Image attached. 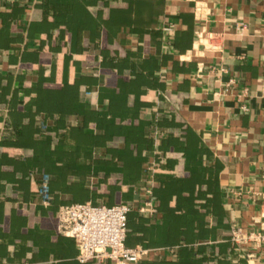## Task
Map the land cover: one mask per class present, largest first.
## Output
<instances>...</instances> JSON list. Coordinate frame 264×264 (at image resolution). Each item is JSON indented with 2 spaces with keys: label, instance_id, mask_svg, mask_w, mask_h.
<instances>
[{
  "label": "trees",
  "instance_id": "16d2710c",
  "mask_svg": "<svg viewBox=\"0 0 264 264\" xmlns=\"http://www.w3.org/2000/svg\"><path fill=\"white\" fill-rule=\"evenodd\" d=\"M101 1L110 6L106 17L102 8H91ZM161 4L74 0L64 16L41 24L49 41L57 29L71 33L72 51L58 56L62 65L53 84L49 83L54 73H47L42 60L29 57L35 72L20 76L9 98L10 133L0 140V237L11 233L21 238V244L14 241L13 252L24 260H35L38 250H51L50 239H39L28 219L43 206L27 204L37 196L38 170L53 174V200L41 209L48 215L60 204V191L104 195L107 201L140 198L137 189L145 184L146 164L153 159L157 212L141 216L143 222L133 230L134 244L174 247L175 255H149L138 264H245L229 242L214 241L217 228L229 221L227 212L213 207V183L204 163L207 146L182 120L177 105L168 110L163 106L166 92L157 73L166 57ZM85 32L98 53L88 54L82 45ZM130 34H137L135 42ZM68 114H76L78 122L67 123ZM157 128L164 134L156 140L152 132ZM7 185L24 198L31 194V202L27 198L12 205L14 198L5 194ZM211 215L216 217L214 225H209ZM52 252L41 264H111L110 258L80 263L63 246Z\"/></svg>",
  "mask_w": 264,
  "mask_h": 264
},
{
  "label": "crops",
  "instance_id": "0c3cea01",
  "mask_svg": "<svg viewBox=\"0 0 264 264\" xmlns=\"http://www.w3.org/2000/svg\"><path fill=\"white\" fill-rule=\"evenodd\" d=\"M73 1L0 0V140L10 133L8 103L19 77L35 72L31 69L35 64L28 58H42L40 50L46 35L41 24L64 16L73 7ZM161 3V30L164 24H173L170 33L162 30L165 36L162 52L166 57L157 73L166 92L163 106L168 110L177 105L182 120L201 135L207 146L204 163L213 183V207L218 213L227 212L229 221L228 226L217 228L218 238L214 241L229 242L234 246L236 258L245 264H264V243L249 240L239 244L231 237L233 225L251 231L260 229L264 222V0H161ZM91 8L94 12L102 8L104 17L110 10L103 1ZM206 32L217 37V49L209 48L199 38L200 33ZM129 36L135 42L137 34ZM82 37L88 54L99 52L87 32ZM230 77L234 82L227 85ZM70 115L76 114H68L66 121ZM5 194L14 198L12 205L27 198L30 201L31 195L24 198L10 185L6 186ZM98 197L107 200L104 195ZM32 200L33 203H27L31 208L36 203L43 205L37 196ZM139 201V197L134 200L136 205ZM45 218L28 216L35 227ZM215 222L216 217L211 215L209 225ZM72 239L64 234L53 235L49 240L50 252L38 250L35 260H24L13 252L14 241L20 243L21 238L2 234L0 249H4L0 250V264H41L54 254L52 250L62 246L79 261L78 247ZM148 248L152 250L151 258L175 255L174 247ZM26 255L29 257L30 251ZM110 260L115 264L114 259Z\"/></svg>",
  "mask_w": 264,
  "mask_h": 264
},
{
  "label": "built area",
  "instance_id": "2783aa9c",
  "mask_svg": "<svg viewBox=\"0 0 264 264\" xmlns=\"http://www.w3.org/2000/svg\"><path fill=\"white\" fill-rule=\"evenodd\" d=\"M244 25H241V28ZM173 24H164L162 30L165 34L172 31ZM199 38H205L209 48L217 49L219 44L211 32L200 33ZM234 82L230 77L227 85ZM152 134L157 140L164 134L163 129H154ZM155 162L151 159L146 164L145 184L141 188L139 204L136 206L140 213L154 215L157 212L153 197ZM52 175L43 173L39 182L37 197L45 206L51 204L50 181ZM132 206L128 203L93 204L92 201L72 202L60 205L58 209L57 228L61 234L75 239L80 262H87L93 258L114 259L115 264H138L151 252V248L143 245L127 246L125 244L127 232V214ZM232 240L242 244L249 240L264 243V222L258 230L247 231L242 227L233 225L231 228Z\"/></svg>",
  "mask_w": 264,
  "mask_h": 264
},
{
  "label": "rangeland",
  "instance_id": "374dc122",
  "mask_svg": "<svg viewBox=\"0 0 264 264\" xmlns=\"http://www.w3.org/2000/svg\"><path fill=\"white\" fill-rule=\"evenodd\" d=\"M62 22V21H61ZM55 35V39L51 42L49 41L48 37H44V41L42 42V47L40 52L42 54V63L44 65V67L47 66V73L51 74L54 73V79L52 78L51 82L49 84H53L55 83L58 79H59V66L60 62H59V58L58 56L61 55L63 52L65 51H72L71 49V44H72V34L71 33H66V34H61V32L59 31V29L56 30V32L54 33ZM64 39V40H63ZM53 45V47L51 46ZM82 45L84 46V38H83V42ZM74 51H76L78 49V47L74 46L72 47ZM39 52V53H40ZM55 59L54 64H52V60ZM49 66V67H48ZM56 66V68H55ZM42 122V119H41ZM67 122L69 124L72 123H77L78 122V116L77 115H70L68 117ZM42 126V123H41ZM43 171L42 170H38L36 172V176L37 177H41L43 175ZM50 174L52 175L53 178V174L50 172ZM89 181H91L89 179ZM50 188H51V193L54 195V190L50 181ZM38 189V186H37ZM57 196L59 197V203H72V202H84L87 201L88 199H91L93 204H102V203H107V204H113V203H121V202H125L128 203L130 206H132V208L130 209V211L127 214V232H126V239H125V244L127 246H135L137 244L135 243V237H134V227L136 225H140L143 222L142 219V213H140L139 209L136 207L137 205L135 204L134 200L130 201V200H122V199H111V200H104L101 197L95 198V196H93L92 194H67L65 191H60L59 194H57ZM154 197V195H153ZM60 204L58 205V207L56 209H52L50 211V213L48 215L43 214L41 209L44 208L43 206H39V211L36 215H39L40 217L45 216V219H42L41 222H38L36 227L38 229V232L40 233L38 235L39 239H44V238H48L50 239L53 235L56 237H59L58 235V230H57V224H58V209L60 207ZM62 205V204H61ZM42 228H46L45 232L42 231ZM47 239V240H48ZM71 239V238H70ZM62 240H69L68 238L66 239L65 237H62ZM74 240V239H72Z\"/></svg>",
  "mask_w": 264,
  "mask_h": 264
},
{
  "label": "bare ground",
  "instance_id": "6f19581e",
  "mask_svg": "<svg viewBox=\"0 0 264 264\" xmlns=\"http://www.w3.org/2000/svg\"><path fill=\"white\" fill-rule=\"evenodd\" d=\"M202 41H206V39L205 38H202Z\"/></svg>",
  "mask_w": 264,
  "mask_h": 264
}]
</instances>
